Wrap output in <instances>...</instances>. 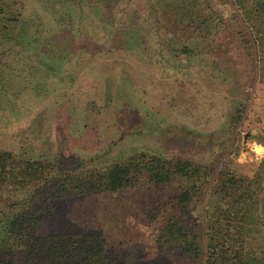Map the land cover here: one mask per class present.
<instances>
[{
	"label": "rangeland",
	"instance_id": "374dc122",
	"mask_svg": "<svg viewBox=\"0 0 264 264\" xmlns=\"http://www.w3.org/2000/svg\"><path fill=\"white\" fill-rule=\"evenodd\" d=\"M9 1L19 40L8 44L13 58L0 68L4 159L9 152L63 168L77 159L102 165L142 151L253 178L264 158L263 150L255 151L264 147V77L235 34L240 28L225 0L213 6L223 24L224 56L218 35L212 42L188 30L163 41L160 17L156 21L148 7L135 13L129 0H117L115 18L97 3ZM53 37L57 46L49 42ZM187 185L176 177L54 199L39 228L50 234L103 230L107 248L126 264H200L176 247L161 249L158 222L149 215ZM202 207L195 198L181 214L195 235Z\"/></svg>",
	"mask_w": 264,
	"mask_h": 264
},
{
	"label": "trees",
	"instance_id": "16d2710c",
	"mask_svg": "<svg viewBox=\"0 0 264 264\" xmlns=\"http://www.w3.org/2000/svg\"><path fill=\"white\" fill-rule=\"evenodd\" d=\"M69 1L101 4L103 15L114 18L119 5L117 0ZM214 1L129 0L135 13L148 7L146 12L155 14L156 21L160 17L163 41L175 40L188 30L190 37L196 33L212 42L218 35L224 56L227 49L220 41L224 38L219 37L223 24ZM225 1L240 28L235 34L243 37L244 50L256 64L255 72L264 77V0ZM13 5L0 0V68L8 57L13 58L8 44L19 40ZM214 27L217 32L212 31ZM57 40L53 37L49 42L57 46ZM187 51L188 47H183V52ZM7 154L10 158L4 159L0 152V264H126L125 256L107 248L103 230L86 234L41 232L43 210L54 199L113 192L142 182L168 184L176 177L188 185L149 213L150 219L153 216L158 222L161 249L176 247L199 259L200 264H264V158L248 181L227 167L215 170L191 160L142 151L102 165L77 159L63 168ZM195 198L204 205L196 235L187 231L181 219L183 209Z\"/></svg>",
	"mask_w": 264,
	"mask_h": 264
},
{
	"label": "water",
	"instance_id": "95a60500",
	"mask_svg": "<svg viewBox=\"0 0 264 264\" xmlns=\"http://www.w3.org/2000/svg\"><path fill=\"white\" fill-rule=\"evenodd\" d=\"M261 150L264 151V147L262 145H256L255 146V151H261Z\"/></svg>",
	"mask_w": 264,
	"mask_h": 264
}]
</instances>
